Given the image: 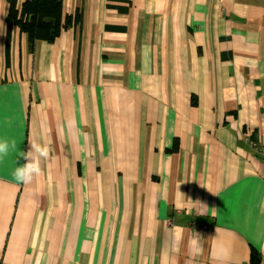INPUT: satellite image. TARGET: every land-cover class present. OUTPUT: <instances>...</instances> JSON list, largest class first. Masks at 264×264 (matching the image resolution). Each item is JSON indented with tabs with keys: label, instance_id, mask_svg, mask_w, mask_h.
<instances>
[{
	"label": "crops",
	"instance_id": "0c3cea01",
	"mask_svg": "<svg viewBox=\"0 0 264 264\" xmlns=\"http://www.w3.org/2000/svg\"><path fill=\"white\" fill-rule=\"evenodd\" d=\"M78 8L31 50L0 0V138L50 148L0 162V264H264V0Z\"/></svg>",
	"mask_w": 264,
	"mask_h": 264
},
{
	"label": "trees",
	"instance_id": "16d2710c",
	"mask_svg": "<svg viewBox=\"0 0 264 264\" xmlns=\"http://www.w3.org/2000/svg\"><path fill=\"white\" fill-rule=\"evenodd\" d=\"M6 17L8 34L13 26L28 36L31 50L38 40L53 42L64 30L82 23L83 14L78 8L74 14H64V0H25L21 6L18 0H7ZM260 254L252 250L251 262L258 263Z\"/></svg>",
	"mask_w": 264,
	"mask_h": 264
},
{
	"label": "clouds",
	"instance_id": "9594fccd",
	"mask_svg": "<svg viewBox=\"0 0 264 264\" xmlns=\"http://www.w3.org/2000/svg\"><path fill=\"white\" fill-rule=\"evenodd\" d=\"M13 152L16 153V166L13 171V177L21 184H28L35 176L40 174L41 162L49 158L50 148L47 143H36L29 138V150L21 151L18 149L17 142L14 139L0 138V162H3ZM19 160H23L24 163L20 164ZM199 235V233H196L191 240V245L194 248L197 246V237Z\"/></svg>",
	"mask_w": 264,
	"mask_h": 264
},
{
	"label": "built area",
	"instance_id": "2783aa9c",
	"mask_svg": "<svg viewBox=\"0 0 264 264\" xmlns=\"http://www.w3.org/2000/svg\"><path fill=\"white\" fill-rule=\"evenodd\" d=\"M254 145H257L256 143H254ZM262 150H261V152H264V148H261ZM207 227V226H206Z\"/></svg>",
	"mask_w": 264,
	"mask_h": 264
}]
</instances>
